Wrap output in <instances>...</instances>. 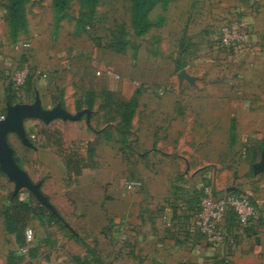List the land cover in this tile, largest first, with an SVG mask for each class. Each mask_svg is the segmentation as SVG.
<instances>
[{"label": "rangeland", "instance_id": "rangeland-1", "mask_svg": "<svg viewBox=\"0 0 264 264\" xmlns=\"http://www.w3.org/2000/svg\"><path fill=\"white\" fill-rule=\"evenodd\" d=\"M82 1L69 2L66 19L57 30L47 0L30 3V19L44 27L43 38L50 40L55 51L51 60L59 62L68 58L70 66L67 69H45L33 61L32 49L25 50L19 54L20 61L7 71L8 82H12L18 70L27 66L35 83H47L54 89L61 85H74L83 92L96 89V98L101 105L107 99L113 103L96 118V127L108 125L105 130L110 134H114L121 125L120 105L127 99L140 102L173 99L170 95L174 94L180 74L176 72L178 67H183L181 73L186 74L185 83L226 85V92L204 90L198 97L201 101L198 132L203 140L204 136L210 140L214 138V142L210 141L214 143L213 147L210 145L204 149L210 154L203 160L215 167L209 172L210 178L205 176L209 174L203 173L201 176L205 178L201 185L187 190L182 208L190 211L205 186H212L219 192L237 188L235 191L250 198L261 213V230L250 241L264 237V205L258 202L259 199L264 200V173L252 174V167L261 163L264 150V81L256 77L250 81L262 92L245 93L247 66L254 69L257 62L264 64V0H159L150 15L153 28L142 37H137L132 27L131 0H100L92 12L83 6ZM7 5V0H0V14L7 11ZM238 21L248 23L251 31L249 42L241 47L227 48L223 44V31ZM29 40L23 39L21 43ZM119 50L123 53L116 52ZM44 74L48 78H43ZM109 87L120 90L107 92ZM124 87L128 90L126 95L123 94ZM24 90L16 91L21 98ZM109 93L110 97L107 96ZM21 98L18 100L22 101ZM182 99L186 105L190 102L189 98ZM33 102L30 101L31 104ZM207 114L214 118L209 119ZM141 117L139 115L140 127ZM119 149H122L119 163L114 165L120 178L116 185L119 199L130 201L133 196L142 194L147 182L145 175L149 178L152 195L161 201L162 194L177 193L181 189L174 184L169 187L167 183L172 175L180 174L167 170L174 168L170 163L155 157L158 169L151 171L152 160L133 153L131 145L119 146ZM250 149L255 150L256 156L249 154ZM112 156L115 161L116 157ZM130 180H140L143 187L128 192L124 183ZM5 190L6 194L11 191ZM165 205L158 202L156 210L164 212ZM55 207L60 211L61 219L55 216L58 221L49 225L45 223L44 234L37 238L34 236L33 246L20 256L18 264H135L132 247L142 239L133 234V225L126 215L118 213L108 218V211L96 201L91 205H76L73 213L70 207L69 212L59 205ZM123 221H126L123 227L128 238L126 241L115 238ZM175 228L182 233L183 239L192 238L177 226ZM67 229L81 237L72 238ZM248 241L249 238L242 239L235 249L214 247V258L232 254Z\"/></svg>", "mask_w": 264, "mask_h": 264}, {"label": "crops", "instance_id": "crops-1", "mask_svg": "<svg viewBox=\"0 0 264 264\" xmlns=\"http://www.w3.org/2000/svg\"><path fill=\"white\" fill-rule=\"evenodd\" d=\"M33 2L34 0H29L27 5L28 30L21 33L16 41L11 38L7 11L0 14V120L6 115L8 104L6 96L11 92L6 76L7 71L16 61H20V52L24 49H32L33 61L45 69H67L70 66L68 58L59 62L51 60V54L55 51L51 48L50 40L43 38L44 27L41 28L40 24L33 23L28 14V7ZM47 4L54 15L57 30L66 19V12L57 18L53 9V0H47ZM256 22L259 24L258 20ZM28 38L29 42L21 43V40ZM262 49L264 50V42ZM179 73L174 94L170 95L173 99L164 98L145 102L136 100L138 107L132 119V135L130 136L133 139L129 137L127 143L132 146L133 153L143 156L144 159L152 160L149 170L156 171L158 169L154 158L160 157L161 160L174 166L173 169L167 170L180 172L179 175H172L167 183L169 187L174 184L175 187L182 190L179 189L177 193L171 191L170 194H162V201L152 195L153 191L147 175L144 176L147 182L144 183L145 190L142 194L133 196L130 201L124 198L119 199V190L116 189V185L120 178L114 165L119 163L120 150H122L119 149V146L121 148L123 146L119 143L120 135L117 131L110 134L111 139L109 140L104 133L108 125L99 129L96 127V118L104 114V110H101L102 105L97 98H95L93 109L90 110L89 118L85 115L78 121L57 120L53 122L61 130L65 146L70 148L75 143L80 144L81 153L88 158L91 164L90 168L83 172L70 189L64 187L66 170L63 163L51 150L42 148L43 140L40 143H35L34 148H29L22 143L17 134L8 135V143L14 151L18 165L33 182L41 184L43 194L54 207L59 205L61 209L66 208L68 212L70 207L73 213L76 205H91L96 201L100 202V205L103 204L105 210L108 211V218L118 213L128 217L130 224L133 225V234L142 239L140 243L132 247L134 252L132 259L135 264L214 263L215 248L206 245L200 237L191 236L192 238L183 239L182 233L177 232L175 225L169 227L163 217L165 214H169L174 221L186 219L185 216L190 215L194 210V205H191L190 211L188 209L183 211L182 205L187 197V190L192 186L201 185L205 176L210 178L209 172L215 165L205 163L203 159L210 154L204 149L210 145L213 147L214 143H210V141L214 142V138L210 140L204 136L203 140L198 132L201 105L198 97L204 90L226 92L227 87L226 85L205 86L200 83H185L186 74L181 71ZM255 77L264 81V64L257 62L254 69L252 66H247L245 93L248 91L262 92L260 88L253 87L250 83ZM262 85L264 84L262 83ZM53 89L54 87L52 88L47 83L34 82L33 86L23 91L24 96L21 98L23 100L15 104H31L30 101L35 100L36 93H39L43 107L51 109L56 106L52 100ZM55 89L57 96L62 98L60 104L73 115L87 109L86 94L88 92H93L96 97L98 95L96 89H87L83 92L81 88L74 85H61ZM119 90L109 87L107 92ZM127 92L128 90L124 87L123 94L126 95ZM182 98H189L188 105ZM130 101L127 99L126 102ZM139 115H142L141 127L138 123ZM207 115L210 117L209 114ZM212 118L214 117L211 116L209 119ZM44 125L39 120H27L25 129L28 136L41 137L40 132ZM111 150L115 153L112 151L111 154ZM113 154L116 157L115 161ZM202 163L204 164L201 165ZM149 170L146 169L147 172ZM203 173L209 175L202 177ZM3 187L11 190L10 193L14 191V184L0 171V264H18L23 249L18 246L15 235L8 233L6 228V202L10 193L6 194ZM236 190L238 189L236 188ZM168 201L170 203H167ZM33 202L34 204L37 202L35 198ZM158 202L166 203L164 212L156 210ZM258 202L261 206L264 205V200L259 199ZM45 223L49 225L47 219L41 221L36 218L28 229L37 238L44 234ZM78 235L80 236L79 233ZM31 246H33V242ZM229 260L232 264H264V237L257 238L255 241H250L249 238L248 242L243 243L236 252L229 256Z\"/></svg>", "mask_w": 264, "mask_h": 264}, {"label": "trees", "instance_id": "trees-1", "mask_svg": "<svg viewBox=\"0 0 264 264\" xmlns=\"http://www.w3.org/2000/svg\"><path fill=\"white\" fill-rule=\"evenodd\" d=\"M71 0H53V9L57 15L60 17L63 13L67 11L68 4ZM100 0H83L82 4L90 12L94 11L98 6ZM132 1V16L131 22L134 32L137 37H142L146 35L152 28V23L150 21V15L153 10L159 4V0H131ZM7 13L8 22L10 28L11 38L17 40L21 33H25L28 30V20H27V5L29 0H7ZM163 24L160 25L162 27ZM78 29V22L76 23ZM87 28V27H85ZM117 53H123V50L116 51ZM26 60H24V63ZM183 67H178L176 72H180ZM34 85L33 79L30 77L26 84L25 90ZM11 92L6 96V103L15 104L18 98L21 96L14 90L13 83L10 82ZM24 90V91H25ZM57 90H52V100L54 105L62 103V98L57 96ZM111 93L107 96H111ZM95 94L93 92H88L86 94V104L87 109L92 110L95 102ZM113 103L110 99H107L104 105L101 106V110L110 108ZM138 107L137 101L131 100L120 105L122 110V121L121 125L116 128V131L120 135L119 143L122 146H126L128 143V138L132 135V119L134 117L135 111ZM79 110L80 107H79ZM106 137L110 140L111 135L107 130H104ZM41 139L43 140L42 148L51 150L63 163L65 167V179L64 187L65 189H70L74 186L77 179L83 174V172L90 168L91 164L87 157L81 153L80 144L75 143L70 148H67L64 143L63 134L60 129L56 127L54 123L50 125H44L40 132ZM30 137V135H29ZM248 151V150H247ZM249 154L256 156L255 150H249ZM253 172V171H252ZM34 197L30 195L29 199L20 200L19 194L13 196V192L9 194V198L6 202V212H5V224L8 233L15 235L16 242L18 246L23 249L28 246L26 231L29 228L31 222L38 218L43 221L48 220L51 224L58 219L51 214V212L41 206L38 202H33ZM235 219L233 215L228 218L229 227H234ZM72 238H80L78 233L67 229ZM248 238L255 235L252 229L245 230ZM254 234V235H250ZM232 254H230L231 256ZM213 264H232L229 259L226 258H213Z\"/></svg>", "mask_w": 264, "mask_h": 264}, {"label": "built area", "instance_id": "built-area-1", "mask_svg": "<svg viewBox=\"0 0 264 264\" xmlns=\"http://www.w3.org/2000/svg\"><path fill=\"white\" fill-rule=\"evenodd\" d=\"M223 44L227 48L236 46H243L249 42L250 27L244 21H238L231 26L224 29ZM24 49L23 51H25ZM32 71L25 66L18 70L12 79L13 87L20 90L25 87L27 80L32 78ZM108 74H111L108 72ZM43 78H48V75H42ZM33 79V78H32ZM16 90V91H17ZM3 119V118H2ZM30 141L40 143L41 137L31 135ZM125 189L128 192L140 190L143 183L140 180L125 181ZM30 193L23 190L19 193L20 200L30 198ZM230 215L234 216V227L230 228L228 218ZM260 210L251 201L250 198L235 192H219L212 186H205L200 196L197 198V203L194 206L193 212L188 215L186 219L174 221L169 214L164 215V220L169 227L177 226L178 230L186 232L192 237H200L202 240L214 247L235 249L238 247L240 241L247 237L245 230L252 229L255 233L252 237L258 236L261 230ZM123 225L116 231L115 238L121 241H126V231ZM28 246L23 248V253H27L32 245L34 235L28 229L26 231ZM230 254H226L221 258L229 259Z\"/></svg>", "mask_w": 264, "mask_h": 264}, {"label": "water", "instance_id": "water-1", "mask_svg": "<svg viewBox=\"0 0 264 264\" xmlns=\"http://www.w3.org/2000/svg\"><path fill=\"white\" fill-rule=\"evenodd\" d=\"M85 115L89 118L91 111L85 109L73 115L61 104L51 109H45L39 93H36L32 104H7L6 115L0 120V171L14 184L13 196L26 190L41 206L47 208L53 216L61 219L58 211L43 194L41 184L33 182L29 175L18 165L14 151L8 143V135L15 133L25 146L34 148L35 145L30 141L25 129L27 120H39L45 125H50L57 120L78 121ZM253 172L255 175L264 173V150L261 156V163L253 167ZM235 190V188H229L227 192H235Z\"/></svg>", "mask_w": 264, "mask_h": 264}]
</instances>
